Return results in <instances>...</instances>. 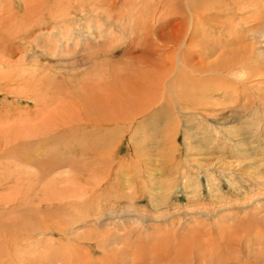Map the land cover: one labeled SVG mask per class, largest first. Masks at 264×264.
Segmentation results:
<instances>
[{"label": "rangeland", "instance_id": "1", "mask_svg": "<svg viewBox=\"0 0 264 264\" xmlns=\"http://www.w3.org/2000/svg\"><path fill=\"white\" fill-rule=\"evenodd\" d=\"M195 1L196 60L242 67L131 127L164 0H0V264H264V4L226 35Z\"/></svg>", "mask_w": 264, "mask_h": 264}, {"label": "bare ground", "instance_id": "2", "mask_svg": "<svg viewBox=\"0 0 264 264\" xmlns=\"http://www.w3.org/2000/svg\"><path fill=\"white\" fill-rule=\"evenodd\" d=\"M164 1H165L164 2L165 7L162 9V12H161L160 17L162 16V19L163 20L165 19V17L166 18H170L171 17V18H174L176 20V22H175V25H174L175 26L174 32L172 31L173 33H171V34L170 33L169 34H166V33L163 32L161 34V37L160 38H162V37H165L166 38L168 36L170 39H172V42H173V45H172L173 55H170V56H168V55H152L150 57L148 56V59H146V62H149V63H145V65H146L145 67H147L148 69H150V67H151V73H152V74H150L151 76L148 75V74H144L143 76L142 75L135 74L136 77H135L134 80L136 82L134 81V84L133 85L134 86L136 85L138 87V94H139L138 97H140L139 100H140L141 103L138 101L139 103H137V104L138 105L140 104V106L137 107V109L135 108L134 110H132V108H131V112H130L131 115L129 117L131 127L136 124L137 118H139V116L137 117V115L142 114L144 112V110H145V108L143 109L141 105L143 104V107H144V105L147 106L148 104H150L151 100L154 99L153 98L154 97L153 95L159 93V96H160L162 94V92L160 93V91L162 89L164 90V87L165 86H166V90H169V92H172L173 93V97H171L172 104H175L176 103V100H177V104H178L179 107L188 109L189 106L186 103H190L192 101L195 102V99H194L193 96H195L194 94L197 92V89L201 86L204 93H206V91L208 89V88L206 89V85H207L208 82L205 84L201 80L202 75H205V74L208 75V74L211 73L213 75H216L217 77H215V79H217V80H219V82H221V80H220L221 78L223 80H225L224 77L228 76L229 74H231V75H235L236 74V71L239 70V68H236V66H237L238 63L240 64V67H242L241 58L239 59V62L238 61L237 62L230 61V62L226 63L224 66H223L222 63H218L217 62V63L214 64L213 68L210 67L211 69H209V64H207L206 62H205V64H203L204 62H201L199 60H196V57L195 56L198 55V51H196L194 48L196 46H198V44H199V42L196 40V36H197V32H198L197 26H198V23L201 21V19L204 18L203 15H201V13H200V12H202L200 10L201 5L197 4V1H195V0H164ZM259 1H262V3L264 4V0H207L205 2V5H209L208 2H211V3H214L216 5V7H218V9L220 7H223L222 8V14L223 15H220L217 12V11H219L218 9L216 10V12H213L211 9L206 8L207 10L206 9L205 10L203 9L204 11H207L206 13H204V15L206 14V16H207V17H205V20L209 24H211L212 27H214V26H216L217 28H221V27L224 28V27H226V29L224 30L225 33H226V35H232V31L230 30V28L232 26L235 25L234 27H238L240 25V23L241 24L243 23V24L246 25L250 21L256 19V14L254 15L253 14V11L255 9V4L257 5ZM114 5H116L115 1L112 4V6H114ZM202 5H204V4L202 3ZM229 6H231L233 8L228 9L227 7H229ZM251 6H253L254 9H250ZM214 8H215V6L213 5V9ZM202 14H203V12H202ZM27 16H29V15H27ZM218 17H221V19H219ZM26 19H27V17H26ZM236 19L238 20V22H236V24L233 25V23H235ZM242 21H244V22H242ZM234 27H233V29H235ZM229 37H231V36H229ZM222 42H224L225 43L224 45L226 46V45H228L229 42H231V40L229 39L227 41H222ZM220 43H221V41H218L216 44L219 45ZM220 47H222V46H220ZM163 49H164V47H163ZM201 53H202V55H205L206 53L208 54L209 52H204L203 51ZM229 54L232 55L233 52H229ZM241 55H245V52L242 53ZM250 55H253V54H250ZM227 66H229L231 68H229ZM243 67H245V66H243ZM234 70H236V71H234ZM225 71L227 73H225ZM131 77H133V76H131ZM131 77H129V78H131ZM246 77H248V76H246ZM241 79L244 80L245 77L244 78L242 77ZM224 85H226L225 82H224ZM139 88H140V90H139ZM142 88H143V90H142ZM218 88H221V87H218ZM218 88H216V89L219 90ZM131 89H133L132 86H131ZM209 89H211V88H209ZM144 90L147 91V94L142 93ZM153 91H154V93H153ZM143 94H144V100L142 99ZM212 94H213V92H212ZM168 96H169V94H168ZM136 99H137V97H136ZM130 100H132V99L130 98ZM132 101H134V100H132ZM132 103H134V102H132ZM114 105H116V104H114ZM190 105H192V104H190ZM111 110H113V109L111 108ZM135 110H137V111H135ZM148 111H150V110H148ZM128 112H129V109H128ZM122 114H123V112L121 113V115ZM115 116H117V115H115ZM127 116H128V114H127ZM140 117L143 118V115L140 116ZM89 118H91V117H89ZM94 118H96V117H94ZM101 118H106V117L105 116H103V117L99 116L98 117L99 121L101 120ZM111 118L113 119V117H111ZM109 119H110V116H109ZM94 120L97 121L96 119H94ZM107 120H108V117H107L106 121ZM114 120H115V118H114ZM85 121H87V120H85ZM110 121H112V120H108L107 122H110ZM128 122H129V120H128ZM112 123H113V121H112ZM95 124H96V122H95ZM106 124H108V123H106ZM93 126L95 127L94 124H93ZM96 126H98V125H96ZM10 150H11V148H10ZM34 158H36V157H34ZM42 180H44V179H42ZM12 182H13V180H12ZM10 203H11V201H10ZM40 204H42V203H40ZM13 207L15 208V206H13ZM18 209H19V207H18ZM10 210H11V207H10ZM10 220L11 219L9 218V221ZM22 222H23V220H22ZM28 222H29V220H28ZM3 224H5V223H3ZM7 225H8V227H11L10 224H7ZM13 227H15V226H13ZM23 227H26V223H25V226L23 225ZM22 231H24V230H22ZM7 232H8V230H7ZM22 234H24V233H22ZM25 234H26V232H25ZM1 241H3V239L0 240V242ZM6 250H8V249H6ZM4 251H5V249H4ZM2 253H3V251H2ZM10 255H11V253H10ZM0 257H2V256L0 255ZM7 259H8V257H7ZM2 262L4 263V261H2Z\"/></svg>", "mask_w": 264, "mask_h": 264}]
</instances>
